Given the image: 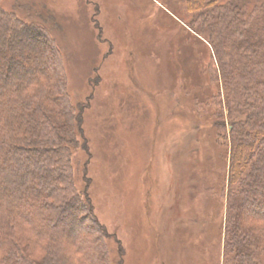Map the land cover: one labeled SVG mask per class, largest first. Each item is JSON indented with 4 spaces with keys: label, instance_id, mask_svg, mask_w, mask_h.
Instances as JSON below:
<instances>
[{
    "label": "trees",
    "instance_id": "1",
    "mask_svg": "<svg viewBox=\"0 0 264 264\" xmlns=\"http://www.w3.org/2000/svg\"><path fill=\"white\" fill-rule=\"evenodd\" d=\"M165 4L182 28L168 43L193 46L188 65L200 84L189 95L213 105L205 116L224 148L223 180L213 186L224 226L217 260L264 264V0H182L186 14ZM16 14L0 0V264H111L103 241L111 235L93 214L89 183L84 194L75 185L83 109L68 97L56 42ZM43 18L55 26L54 15ZM150 30L161 44L163 29ZM148 42L131 35L129 47L139 54Z\"/></svg>",
    "mask_w": 264,
    "mask_h": 264
},
{
    "label": "rangeland",
    "instance_id": "2",
    "mask_svg": "<svg viewBox=\"0 0 264 264\" xmlns=\"http://www.w3.org/2000/svg\"><path fill=\"white\" fill-rule=\"evenodd\" d=\"M165 3L186 14L182 0H1L23 23L48 33L60 50L66 92L83 109L75 185L84 194L89 183L93 214L111 235L103 239L111 264H156L154 234L143 216L145 201L157 211L154 218L164 220L165 232L171 212L175 223L182 220L176 228L182 256L206 245L216 255H189L183 264H219L215 239L219 231L224 238V226L215 208L220 194L213 186L223 180L218 164L224 148L217 143L215 122L205 116L213 105L206 109L189 95L200 84L198 72L188 65L193 46L168 43L182 28ZM23 5L33 12H25ZM48 14L54 15L55 26L44 20ZM150 27L163 29L161 44L153 40ZM131 35L138 43L149 40L147 48L136 54L129 47ZM143 57L150 60V69L143 65L146 72L141 73ZM204 214L210 217L205 225L198 220ZM85 225L93 226L90 218ZM190 227L197 239L190 237Z\"/></svg>",
    "mask_w": 264,
    "mask_h": 264
},
{
    "label": "crops",
    "instance_id": "3",
    "mask_svg": "<svg viewBox=\"0 0 264 264\" xmlns=\"http://www.w3.org/2000/svg\"><path fill=\"white\" fill-rule=\"evenodd\" d=\"M150 161H151V159H150ZM150 165H152V163L149 162L148 168L146 170V175H148L149 179L151 178L150 174H151V171L153 169L152 166H150ZM152 178L154 180H156L155 176H153ZM154 183H156V181H154ZM179 183H180V181L178 182V184ZM150 185L151 186L153 185L151 181H150ZM150 188L151 187L149 186V189ZM168 206H169V204H168ZM163 207L165 209H167L166 202H165V204H163ZM171 207H174V206H171ZM156 212L157 211H155V212L152 211V207L150 208L148 203L145 201L144 213L146 215V220L148 222V225L154 234L155 262H156V264H183L184 263L183 259L186 258V256L194 255V254L198 255L201 259L216 257V255L214 256L213 252H210L211 248H209L208 252H206V253L198 252V250H193L191 248L190 250H188V252L184 253V255H183L184 257H183L182 252H181L182 246L180 243L181 242L180 241V234H179L178 230L176 229L177 227H176L175 221L172 219V216H171L172 212L170 213L171 220L168 221V228H169L168 232L167 231L165 232V229H162V227L164 226V220L162 219V222H159L158 220H156V218H154ZM198 220H201L203 225H205L204 223H206V224L209 223L210 217L205 216V214H204V216L201 218L199 217ZM195 222H196V220H195ZM186 224H187V222H186ZM190 228L193 229L192 227H190ZM192 238L197 239V237H194V236H192ZM220 238H221V236H220V231H219V233L215 239V242H216L215 247L217 249H219V243L221 240ZM218 252H219V250H218Z\"/></svg>",
    "mask_w": 264,
    "mask_h": 264
},
{
    "label": "bare ground",
    "instance_id": "4",
    "mask_svg": "<svg viewBox=\"0 0 264 264\" xmlns=\"http://www.w3.org/2000/svg\"><path fill=\"white\" fill-rule=\"evenodd\" d=\"M145 57H143V60L141 61V64H139L140 66L138 67V69H139V72H141V73H144V72H146L145 71V69L142 67L143 65H149L150 66V60L149 59H144ZM147 65V66H148ZM148 66V68L150 69V67ZM147 68V69H148ZM146 69V70H147ZM167 166V165H166ZM143 216H144V211H143ZM145 218V217H144ZM141 222V221H140ZM143 228H141V231H145L144 229L142 230ZM142 233V232H141ZM145 233V232H144ZM147 237V236H146ZM141 246H142V244H141ZM142 248V247H141Z\"/></svg>",
    "mask_w": 264,
    "mask_h": 264
}]
</instances>
